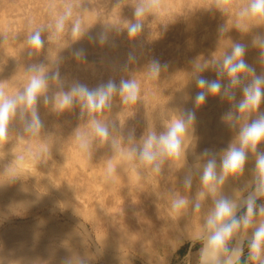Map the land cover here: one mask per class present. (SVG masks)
Returning a JSON list of instances; mask_svg holds the SVG:
<instances>
[{
	"label": "rangeland",
	"instance_id": "rangeland-1",
	"mask_svg": "<svg viewBox=\"0 0 264 264\" xmlns=\"http://www.w3.org/2000/svg\"><path fill=\"white\" fill-rule=\"evenodd\" d=\"M179 1L181 2L179 3ZM171 2L173 4H171ZM187 2L188 0H169L168 7L163 6V11L160 13L158 17L148 16L144 20L145 29L139 34L137 38L130 40L125 30V27H127V22L132 21V20L134 21V18H133L134 0H43V1L33 0V3H32V0H0V11H1L0 12L1 14L0 15V22H1L0 23V29H1L0 30V78H1L0 79V89H3L6 95L8 96L15 95L16 93L22 91L23 88L26 86L29 77L31 75H34V73L29 71L30 66H33V64L42 66L43 67L42 74L46 77H49V79L46 81L47 83L46 85L48 87L46 86L45 92L37 97L38 100L35 105V107L38 108V110L40 111L38 112H39L41 120H43L42 121L43 130L41 129V132L35 136L36 138L30 133H27L25 131L24 120L23 119L21 120L20 115H19L20 109H23L24 105H20L21 107L18 106L19 108L17 110V114L13 116L15 120L10 119L7 125V128H8L7 136L8 137L4 136V139H2L3 135H0V142L3 140L2 142L4 144L14 143L18 145V142H19L20 143L19 146L23 148L21 149V151L25 153L24 154L22 152V155L25 157H30L32 160H35L34 164H36L37 168L39 169L38 173H36L35 176L34 175L28 176V175H20V174L12 173L10 170L5 169L2 165H0L1 167L0 168L1 170L0 171V174H1L0 183L1 182L9 183V184L14 185V187H15V184L18 186L22 185L24 189H27L26 190L27 192L29 190L28 195L23 196V199H21L22 197L21 198L16 197L17 196L16 195V196H12L16 198L15 200L12 198L11 200L6 201L7 199L5 200L3 197L0 196V238H1L0 239V264H29V263L30 264L32 263L33 264H41V263L42 264H48V263L49 264H70V262L74 261L77 258H83L86 261V264H199L198 250L201 247V241L197 240L196 237L204 233L206 219L208 215L214 210L215 202L218 199H220L218 196L219 194L218 189L215 192L216 194L215 193L213 194L209 192L208 190L206 191V189L202 187V185H195L193 188L190 189V191L184 192L183 194V193H180L179 186H178V189H176L177 186L174 184V187L168 188V186L166 185V180H160V182L158 183L160 187L158 186V184L151 186L150 189H154V190H151L152 194L148 196L146 190L142 191L141 187H144V181L142 179H144V176L145 177L152 176V174L155 172L151 171L150 167H146L142 165L139 162L138 158L131 154L130 149L132 145L135 144L136 142H137L136 144H139L141 142L142 137L145 135V132L148 128H153L154 130L157 129L156 131L158 133L161 131H164L166 125L171 119H175L184 110L190 109V110L195 111L197 118H196L193 128L190 130L189 134L187 135L185 139L186 142L184 141L185 145H183V147L185 146L187 148L186 149L184 147L186 149V150L184 149L185 155L183 154L180 158H177V159L168 158V160L172 162L166 159V161H164L161 164L160 173H155V174L165 179L167 177V174H169V171H170L169 169L172 166H177L182 161L183 158H186L187 152H188L187 155L190 156L189 151L192 152L190 158L193 161L194 159H197L198 163L201 162L204 165L207 162L208 158L204 157L203 159V156L201 155V153L205 149H211L217 152L218 154H220V155H217V169L218 167L221 168L220 159L222 155V150L227 148L229 143L235 140L236 134H237V130L229 129L220 120V117L223 114L224 110L225 109L227 110L229 108L228 107L229 104L227 101L221 102L219 98H216V101H213L212 106H210L209 105L210 103L208 102L210 101L209 99H211L212 97H209L203 106H200V107L195 106L194 97L198 89L196 88L195 83L192 82L187 76L188 70H189L188 68L190 67L189 66L190 63L188 62H190L196 57L208 59V58H211L213 55L218 56L225 51H229L233 44L232 42H241V43H245L249 45V48L247 51L248 54L245 56L246 61L249 64H252L256 68L257 74H260L262 70L264 71L263 69L264 66H262L258 61L256 62L253 60L255 59L254 58L255 56L256 58H258L259 52H258V49L251 47V39H252V36L258 33H264V30L263 28L260 27L261 28L260 29L257 26H256L257 30L251 29L255 21L253 22L252 21H239V23H241L244 27H246L247 30L245 32H241L239 29L236 28V24L238 22L237 10L243 5L244 0H241L242 3H239L240 0H231L228 6L230 8L229 10L231 13L227 15V17L226 15L221 14L218 10L215 9V5L218 2V0H189L188 6H184L187 4ZM24 3L26 5L25 7H24ZM69 4L73 6V8L75 9L73 19L75 20L78 18L80 19L82 23L83 32L80 36H78V34L71 35L69 28H66L63 33L57 34L55 33L54 27L52 26V16L50 15V13L53 11H57V12L61 11L64 8V6L69 5ZM234 4H237L238 7L236 8ZM178 5H181V6L178 7ZM8 6L10 7L8 8ZM6 11L8 14H11V15H7ZM196 14L199 17L196 16ZM185 15L186 16L188 15V17H186ZM183 20L184 22H182ZM196 20L198 24H196L195 22ZM30 22L36 23L37 27L35 26L34 23H30ZM205 22L206 24H203ZM216 22H217V25H216ZM167 23H170V24H167ZM180 23L182 26H179ZM165 24L167 25L166 28L164 27ZM220 25H225L226 31L228 30L223 35H221V37L217 31L218 26ZM189 26H190V29H189ZM212 26L216 28L214 29L212 28ZM247 26L249 27L252 26V27L248 29ZM38 28L44 29L41 33L42 40L44 41L43 47L41 48H38V46H30L28 44L29 36ZM185 28L187 30H185ZM212 31L213 32L215 31V33H213ZM100 32L106 33L107 35L106 41L103 44H101L98 40L94 43L90 42L89 37L90 36L94 37ZM249 32H252V33H249ZM116 35H118L119 37ZM231 37L233 39H231ZM138 39L139 40L141 39V40L139 41ZM227 39L229 40V43H230L229 49L225 47ZM63 44L64 46L66 45L67 46L63 47ZM59 46H62L63 49H61V47ZM59 48L61 49L60 51H59ZM77 49H84L86 56H84L81 59H77L73 55V52ZM211 50H212V53H211ZM142 51H144L145 55L143 54ZM130 52L134 53L136 56V62L134 63H128L127 58ZM195 52H196V55H195ZM47 53L48 55H46ZM153 58L158 59L162 64L166 63L168 65V68L166 70L167 72L163 71L164 73L162 72L160 75L161 77H159V79L157 80L155 79L150 80L146 77L145 73H143L145 65L148 63L149 60ZM95 59H98L99 61ZM144 61L146 63H144ZM47 64H50V65H47ZM126 64H127V67H125ZM123 69L125 71L126 70L128 71L125 72ZM57 70L59 71V78L63 75L61 77L62 80H57L55 78L53 80V77ZM169 70H171V72H169ZM128 75L135 76L137 83L140 87V96H139L137 103L135 104L136 106L135 105L134 106L133 105H123L120 101L119 96H113L115 100H111V103L113 104H111L112 107L110 109H105L103 112H96V113H88V111L86 110L82 111L81 102L80 100H78V98H73L74 103L70 107H67L65 109H59L57 108L55 104V97L62 93L70 92L71 89L69 88L75 82H81V83L88 85L90 88H94L100 83L107 82L109 79H113L117 83H119V80L121 78H125V79L129 78ZM204 75L208 77L209 79L216 78L215 73L212 71L205 72ZM3 81L4 82L6 81V83H4ZM62 81L63 82L65 81L66 84L63 83ZM53 83L55 85L52 86ZM60 83L62 85L64 84L65 87L64 85L63 87H61ZM186 94L188 97H186ZM239 94H240L239 91H237V99L240 98ZM45 96L49 98V103H47V105L44 103V100H43ZM47 107H49L48 109H50V111L46 109ZM116 108H118L119 111ZM42 110L43 111L45 110V111L42 112ZM203 111H205V113ZM260 111H264V103L261 104ZM43 113L45 114L43 115ZM25 114H26L25 119L26 117L27 119H30L31 109H27ZM78 115H81V116H79L78 118ZM238 115L241 117V120H240L241 124L248 122L250 118L252 117L254 118L255 116V114H252V117H249L247 114L244 115L243 113H240ZM46 116L48 118H46ZM81 117L82 119H80ZM121 118L123 120H121ZM49 119L53 122V124ZM53 119L55 122L58 120L56 122L57 124L53 121ZM92 119H97L100 122L109 126L110 137L107 139L108 141L103 138L95 136V134L92 132L91 124H90ZM19 122L21 123L19 124ZM198 124L200 126H202L203 124V126L200 127L198 126ZM73 127L75 128L73 129ZM131 129H132V132H131ZM47 130H49L50 132L49 131L47 132ZM58 130H59V133H56L58 132ZM65 130L68 133H66ZM75 131L81 133L89 141V144L92 145L88 147L89 150L87 149L89 152L87 150L85 152H81V150L78 148L77 146L78 142H76ZM85 131H86V135L84 134ZM69 132L71 133L70 135H69ZM130 134H133L134 136V138L131 141L128 139ZM57 135L59 136V138ZM91 135L92 136L94 135L95 139L93 137L91 138ZM37 136L39 138H37ZM47 136L48 138L52 140H57L58 151H55L54 149H48V146H45L46 144H48V141L50 140L47 138ZM53 137H55L56 139L55 138L53 139ZM22 138L24 141H22ZM18 139L20 141H18ZM4 140L6 143L4 142ZM21 141L24 143H22ZM113 141H115V144H113ZM100 143L102 144L100 145ZM124 144L125 146L123 147ZM93 145L95 146V148ZM38 146L41 150L43 148L44 152H46L47 150L48 151L50 150L54 153L49 151L48 152L49 154L46 155L47 152L44 153L41 150L38 151L39 150ZM64 146H67V147H64ZM258 148L260 150H264V143H261L258 146ZM25 149H27L28 151L25 152L24 151ZM62 149H63V153L61 152ZM95 149L97 150L95 151ZM34 151L39 154H36ZM40 154L41 155L43 154L45 159ZM77 154L79 155V157ZM80 154L81 156L82 155L83 156L81 157ZM48 156H50L51 158ZM69 157H70V160H69ZM109 157L111 158V161L109 160ZM65 158H67V160ZM43 159L44 160L47 159L46 161H48L49 163L47 166H42V163H43L42 161H44ZM114 159L115 160L117 159L118 161H115ZM122 159L123 160L125 159V161H123ZM191 159H187L190 165L197 163L196 161L191 162ZM82 163L85 166H83ZM106 163H107V168H106ZM167 163L170 165H168ZM134 164H135V167L133 168ZM140 165L141 167H138ZM203 165L201 166L199 163L198 168L199 167L203 168ZM245 166H249L247 169H250V170L254 169V166H255V154L254 153L249 151V159L247 160ZM109 167L112 168V171L122 170L121 172L122 174L126 172L128 173V175H130L131 172L135 168H137L140 172L141 171L142 172L140 173V177H138V179H134L132 176L133 174L129 177L125 173L124 175L128 176L127 182L122 183V182H119L118 179L116 178H113L112 180V173H111V180H108L110 176H109V173H107V169ZM143 169L145 170V172ZM103 170H104V173H102ZM147 171H148V174H147ZM40 172L41 173L45 172V174L43 173L41 174ZM87 172L89 173L87 174ZM171 172L173 171L171 170L170 174H172ZM220 172H223V171H220ZM8 173H10V175ZM91 173L93 175H97V177L96 176H94V178L91 177L92 175ZM243 173H240L241 176H239L235 180L232 179V178H235L233 177L235 174H229L227 176H229V178L232 180L231 181L232 184L235 183L234 185H236L237 187L240 186L241 195H244V197H246L249 192L253 191L254 186L252 183L253 178L245 179L244 175H246V173L245 174ZM46 174L48 175L46 176ZM100 177H103L102 179L106 181L103 180L101 183L100 181L102 179ZM245 180H248V181H245ZM111 181L113 182V184H111L112 183ZM67 183L69 184L68 187H67ZM92 183H94V185ZM242 183L244 185H242ZM103 185L106 187V189L105 187H102ZM112 185L116 188L117 191ZM116 185H118V187ZM120 186H122L123 188L121 187L120 189ZM161 186H162V189L164 188L163 189L164 191L161 189ZM67 190H70V191H67ZM111 191H113L114 195ZM141 191L143 195L139 197L142 198L144 202L140 203L139 205L137 197L139 195L138 193H140ZM13 192L15 194H18L17 191H13ZM133 192H135V194ZM14 193L12 195H14ZM42 194L44 195V197L45 196L46 197L44 198ZM168 194H170V196H168ZM134 195H137V196H134ZM181 195H184V197ZM27 196L30 198H28ZM124 197H125V200H124ZM177 197L183 198V199L186 197L185 200L187 201L186 205L178 211L173 210L171 207L172 201L174 199H177ZM41 198H43V201ZM170 199L172 200L170 201ZM231 200L234 202L236 198L231 199ZM111 201L115 205V208H114V205L111 203ZM133 203L136 205H134ZM95 204L97 205L95 206ZM197 204H199L198 210L196 208ZM261 204H264V198H259L257 200V205L259 206ZM95 208L98 209V211L100 210L101 211L98 212L97 210H95ZM126 209L128 212H126ZM245 211H246L245 208L238 206L235 212V215L239 217L243 215ZM117 213H120V214L118 215ZM107 215L110 216V218ZM176 217L178 219H176ZM31 222L33 225L31 224ZM260 222H264V216L257 215L256 217H254L253 228L244 229L243 227H241L239 230H237L234 233L232 240L229 241V245L234 246L239 240L241 239L246 240L248 237L251 236V233L254 230V227L258 225ZM129 223L132 227H130ZM23 224L25 225V227ZM122 224L125 226H122ZM119 228L120 229L122 228V229L120 230ZM135 228H138L139 231L137 229L135 231L134 230ZM51 231H53L54 233ZM60 231H62L61 232L62 234L60 233ZM191 232L194 233V235L191 238H189L188 234H192ZM117 233H120V234H117ZM16 234H19V235H16ZM148 234L149 236H147ZM62 238H64L63 241L65 239L66 241L63 242L61 240ZM176 238H180V241L177 242ZM9 240H10V243H9ZM54 243L55 244L60 243L61 245L58 246V244L55 245ZM173 244L176 247L173 246ZM55 246H58V247L62 246L63 248L61 249L56 248L57 249V252H56ZM65 247H68V249ZM21 250H23L24 253L21 252ZM62 250H64L65 252ZM17 251H20V252H17ZM39 252L41 253L42 256L40 255ZM12 253L14 254L13 255L14 259L11 257ZM34 254H38V255H34ZM7 255L9 256V258ZM21 258L23 259V262L22 260H20ZM13 261H16V262H13ZM241 263L250 264L248 260V249H247L246 241H245V247H244V254L241 257L240 264Z\"/></svg>",
	"mask_w": 264,
	"mask_h": 264
},
{
	"label": "clouds",
	"instance_id": "clouds-1",
	"mask_svg": "<svg viewBox=\"0 0 264 264\" xmlns=\"http://www.w3.org/2000/svg\"><path fill=\"white\" fill-rule=\"evenodd\" d=\"M230 2L231 0H218L215 9L223 15H228L230 14L228 7ZM162 11V0H134V21L127 22L125 28L129 39H135L144 30L145 18L148 16L158 17ZM74 12L75 9L69 4L64 6L61 11L50 13L55 33H63L66 28H69L72 35L80 36L82 34V23L78 18L73 19ZM237 18L236 28L241 32H245L247 29L239 21L264 22V0H244L243 5L237 10ZM164 27L166 28L167 25L165 24ZM43 30V28H38L29 36L28 44L30 46L43 47L44 41L41 37ZM217 31L219 35H223L226 32V26H218ZM106 39L105 32L89 37L92 43L98 40L103 44ZM251 47L260 50L257 59L264 66V33L252 36ZM248 48V44L233 42L229 51L218 56L213 55L208 59L196 57L189 62L188 77L198 89L194 97L195 106H203L209 97L219 98L221 102L227 101L229 108L221 115L220 120L229 129L237 130L235 140L222 150L220 167L224 175L218 176L216 172L217 155L220 154L211 149H205L201 153L203 157L208 158L200 176L201 183L214 194L217 190L216 186L224 182L226 175L243 173L244 166L249 159V151L255 154L252 179L254 188L239 205L246 211L237 217L235 215L237 204L231 199L221 197L215 202L214 210L206 219L205 232L196 237L201 241V247L198 250L199 264H240L244 254L245 241L250 264H264V222L256 225L251 236L246 240L241 239L234 246L229 245V241L232 240L237 230L241 227L244 229L253 228L254 217L264 216V204L257 205V200L264 198V150L258 148L261 143H264V111H260V106L264 103V71L257 74L256 68L246 61L245 56ZM73 55L77 59H81L85 56V51L78 49L73 52ZM127 59L128 63L136 62V56L132 52L129 53ZM167 68L166 63L162 64L158 59L153 58L145 65L143 73L148 79L157 80ZM29 71L34 75L29 77L22 91L8 96L3 89H0V135L7 137V125L10 119L17 114L20 105H24V108L20 109L19 115L24 120L25 131L36 136L43 128L35 105L37 97L45 92L46 81L49 77L42 74V66L33 65ZM208 71L214 72L216 78L206 77L204 73ZM53 78L59 80L58 70ZM61 87H63L62 84ZM237 91L240 93L239 99H237ZM113 96H119L123 105H135L140 96V87L135 76L130 75L127 79L121 78L119 83L109 79L94 88L81 82H75L71 85L70 92L55 97V104L59 109H65L73 104V98H78L82 111L96 113L110 109ZM44 103H49L47 96L44 97ZM27 109H31L30 119H25ZM240 113L247 114L249 117H252V114L255 116L241 124V117L238 115ZM195 121V111L186 109L175 119H171L164 131L158 133L156 130L148 128L141 142L132 145L131 154L138 157L142 165L159 173L161 164L166 159H177L184 154V141ZM90 124L95 136L105 140L109 138L108 125L97 119H92ZM133 138V134L128 137L130 141ZM76 140L78 148L81 152H85L89 147V141L79 132L76 133ZM108 173L111 176V167L108 168ZM191 183V176H186L185 186L190 187ZM186 203L185 199L177 198L172 201L171 207L178 211ZM196 208L199 209V204L196 205ZM70 264H86V261L83 258H77Z\"/></svg>",
	"mask_w": 264,
	"mask_h": 264
},
{
	"label": "bare ground",
	"instance_id": "bare-ground-1",
	"mask_svg": "<svg viewBox=\"0 0 264 264\" xmlns=\"http://www.w3.org/2000/svg\"><path fill=\"white\" fill-rule=\"evenodd\" d=\"M43 1V0H42ZM5 2V1H4ZM7 2V1H6ZM19 2H21V1H19ZM46 2V1H45ZM132 2V1H131ZM181 1H179V3H180ZM183 2V1H182ZM188 2H189V0H188ZM187 2V4L186 5H184V6H188V3ZM216 2V1H215ZM32 3H33V0H32ZM37 3V2H36ZM42 3V2H41ZM129 3V2H128ZM175 3V2H174ZM178 3V2H177ZM184 3V2H183ZM197 3H198V1H197ZM199 3H200V1H199ZM204 3H205V1H204ZM234 3V2H233ZM239 3H242L241 2V0H240V2ZM5 4V3H4ZM29 4V3H28ZM44 4V3H43ZM110 4V3H109ZM113 4V3H112ZM121 4H122V2H121ZM120 4V5H121ZM162 4H163V6L164 7H168V5H169V0L167 1V0H162ZM171 4H173L172 2H171ZM13 5V4H12ZM22 5V4H21ZM20 5V6H21ZM31 5H33V4H31ZM103 5V4H102ZM117 5V4H116ZM200 5H201V3H200ZM235 6H236V8L238 7V5L237 4H234ZM19 6V7H20ZM26 5H25V3H24V7H25ZM113 6V5H112ZM175 6V5H174ZM179 6H181V5H178V7ZM229 6V5H228ZM10 6H8V8H9ZM15 7H16V5H15ZM30 7V6H29ZM190 7V6H189ZM191 7H193V6H191ZM208 7V6H207ZM233 7V6H232ZM14 8V7H13ZM173 8V7H172ZM182 8V7H181ZM6 9H7V7H6ZM5 9V10H6ZM40 9V8H39ZM125 9H126V7H125ZM184 9H186V8H184ZM196 9V8H195ZM202 9V8H201ZM200 9V10H201ZM230 9V8H229ZM19 10V9H18ZM20 10H21V8H20ZM23 10V9H22ZM29 10V9H28ZM168 10V9H167ZM232 10V9H231ZM12 11V10H11ZM30 11V10H29ZM35 11V10H34ZM179 11V10H178ZM1 12V11H0ZM26 12H27V10H26ZM26 12H25V14H26ZM201 12V11H200ZM6 13H7V11H6ZM22 13V12H21ZM103 13V12H102ZM198 13V12H197ZM231 13V12H230ZM180 14V13H179ZM1 15V14H0ZM3 15V14H2ZM7 15H11V14H8L7 13ZM104 15V14H103ZM117 15V14H116ZM115 15V16H116ZM120 15V14H119ZM118 15V16H119ZM171 15V14H170ZM201 15V14H200ZM229 15V14H228ZM186 16V15H185ZM196 16H198L197 14H196ZM202 16V15H201ZM222 16V15H221ZM6 17V16H5ZM22 17V16H21ZM25 17V16H24ZM122 17V16H121ZM178 17V16H177ZM186 17H188V15L186 16ZM199 17V16H198ZM226 17H227V15H226ZM26 18V17H25ZM113 18H115V17H113ZM134 18V17H133ZM152 18V17H151ZM170 18V17H169ZM181 18V17H180ZM218 18V17H217ZM24 19V18H23ZM146 19V18H145ZM166 19V18H165ZM212 19V18H211ZM216 19V18H215ZM214 19V20H215ZM112 20H114V19H112ZM116 20H118V19H116ZM157 20V19H156ZM188 20H190V19H188ZM9 21V20H8ZM25 21V20H24ZM28 21H29V19H28ZM133 21V20H132ZM211 21V20H210ZM3 22V21H2ZM35 22V21H34ZM34 22H30V23H34ZM115 22V21H114ZM180 22H181V20H180ZM182 22H184V20L182 21ZM187 22V21H186ZM196 22V24H198L197 23V20L195 21ZM201 22V21H200ZM209 22V21H208ZM236 22V21H235ZM253 22V21H252ZM251 22V23H252ZM1 23V22H0ZM4 23V22H3ZM27 23V22H26ZM107 23H108V21H107ZM162 23V22H161ZM173 23V22H172ZM193 23V22H192ZM210 23V22H209ZM21 24V23H20ZM19 24V25H20ZM25 24V23H24ZM28 24V23H27ZM35 24V26H36V23H34ZM116 24V23H115ZM167 24H170V23H167ZM175 24V23H174ZM186 24V23H185ZM203 24H206V22L205 23H203ZM254 25H253V27L252 26H250V27H252L251 29H256V26L257 27H261V28H263V30H264V22H255V23H253ZM261 24H263V25H261ZM105 25V24H104ZM123 25V24H122ZM201 25H202V23H201ZM213 25V24H212ZM216 25H217V22H216ZM6 26V25H5ZM5 26H3V27H5ZM26 26V25H25ZM126 26V25H125ZM179 26H182L181 25V23H180V25ZM205 26V25H204ZM37 27V26H36ZM198 27V26H197ZM196 27V28H197ZM228 27V26H227ZM248 27V29H250V27L249 26H247ZM29 28V27H28ZM126 28V27H125ZM212 28H214L213 26H212ZM216 28V27H215ZM214 28V29H215ZM246 28V27H245ZM260 28V29H261ZM145 29V28H144ZM189 29H190V26H189ZM204 29V28H203ZM1 30V29H0ZM21 30V29H20ZM180 30V29H179ZM178 30V31H179ZM185 30H187L186 28H185ZM197 30V29H196ZM212 30V29H211ZM257 30V29H256ZM228 31V30H227ZM226 31V32H227ZM250 31V30H249ZM191 32V31H190ZM213 32V31H212ZM235 32V31H234ZM237 32H238V30H237ZM240 32V31H239ZM253 32H254V30H253ZM179 33V32H178ZM186 33V32H185ZM192 33V32H191ZM213 33H215V31L213 32ZM249 33H252V32H249ZM256 33V32H255ZM16 34V33H15ZM21 34V33H20ZM183 34H184V32H183ZM203 34V33H202ZM217 34V33H216ZM236 34V33H235ZM72 35V34H71ZM120 35V34H119ZM169 35H171V34H169ZM189 35V34H188ZM218 35V34H217ZM232 35V34H231ZM237 35H238V33H237ZM251 35V34H250ZM253 35V34H252ZM15 36V35H14ZM49 36V35H48ZM116 36H118V35H116ZM139 36V35H138ZM137 36V37H138ZM165 36V35H164ZM167 36V35H166ZM198 36H200V35H198ZM119 37V36H118ZM136 37V38H137ZM170 37V36H169ZM192 37V36H191ZM215 37V36H214ZM220 37H221V35H220ZM239 37V36H238ZM224 38V37H223ZM228 38V37H227ZM240 38V37H239ZM182 39H184V38H182ZM187 39H189V38H187ZM200 39V38H199ZM213 39V38H212ZM231 39H233L232 37H231ZM230 39V40H231ZM11 40V39H10ZM139 40V39H138ZM141 40V39H140ZM139 40V41H140ZM201 40V39H200ZM221 40V39H220ZM86 41V40H85ZM138 41V42H139ZM162 41H164V40H162ZM160 42V41H159ZM64 43V42H63ZM141 43V42H140ZM147 43H148V41H147ZM189 43V42H188ZM192 43V42H191ZM233 43V42H232ZM62 44V43H61ZM136 44V43H135ZM7 45V44H6ZM70 45V44H69ZM155 45V44H154ZM158 45V44H157ZM157 45H156V47H157ZM192 45V44H191ZM204 45V44H203ZM67 46V45H66ZM66 46H64V44H63V47H66ZM190 46V45H189ZM229 46H230V43H229V40L227 39V42H226V48L227 49H229ZM10 47V46H9ZM12 47V46H11ZM59 47H61V49H63V47L62 46H59ZM124 47V46H123ZM176 47V46H175ZM174 47V48H175ZM203 47V46H202ZM101 48V47H100ZM114 48V47H113ZM147 48V47H146ZM60 48H59V51L61 50ZM112 49V48H111ZM119 49V48H118ZM122 49V48H121ZM130 49V48H129ZM144 49V48H143ZM191 49V48H190ZM194 49V48H193ZM201 49V48H200ZM252 49V48H251ZM250 49V50H251ZM5 50V49H4ZM78 50V49H77ZM85 50H86V48H85ZM103 50H104V48H103ZM202 50V49H201ZM206 50V49H205ZM217 50H219V49H217ZM249 50V51H250ZM68 51H69V49H68ZM106 51V50H105ZM113 51V50H112ZM118 51H120V50H118ZM156 51V50H155ZM185 51V50H184ZM214 51V50H213ZM223 51V50H222ZM254 51V50H253ZM67 52V51H66ZM143 52V54H144V51H142ZM142 52H141V54H142ZM217 52V51H216ZM215 52V53H216ZM220 52V51H219ZM255 52V51H254ZM258 52H259V50H258ZM149 53H150V51H149ZM173 53V52H172ZM187 53V52H186ZM211 53H212V50H211ZM59 54V53H58ZM115 54V53H114ZM139 54V53H138ZM248 54V53H247ZM246 54V55H247ZM250 54V53H249ZM252 54V53H251ZM46 55H48V53L46 54ZM50 55V54H49ZM93 55V54H92ZM145 55V54H144ZM143 55V56H144ZM149 55H151V54H149ZM148 55V56H149ZM181 55V54H180ZM188 55V54H187ZM195 55H196V52H195ZM204 55H205V53H204ZM212 55V54H211ZM17 56V55H16ZM53 56H55V55H53ZM86 56V55H85ZM112 56H113V54H112ZM111 56V57H112ZM142 56V55H141ZM176 56V55H175ZM178 56V55H177ZM252 56V55H251ZM46 57V56H45ZM91 57V56H90ZM159 57V56H158ZM190 57V56H189ZM24 58V57H23ZM48 58V57H47ZM56 58H58V57H56ZM113 58V57H112ZM111 58V59H112ZM177 58V57H176ZM191 58V57H190ZM255 59H253L254 61H258V59L256 58V56L254 57ZM21 59V58H20ZM49 59H50V57H49ZM61 59V58H60ZM85 59V58H84ZM89 59V58H88ZM92 59V58H91ZM99 59V58H98ZM98 59H95V60H98ZM141 59H142V57H141ZM187 59V58H186ZM12 60V59H11ZM164 60V59H163ZM170 60V59H169ZM43 61V60H42ZM46 61V60H45ZM82 61V60H81ZM99 61V60H98ZM51 62H52V60H51ZM88 62V61H87ZM94 62H96V61H94ZM112 62V61H111ZM142 62H143V60H142ZM169 62V61H168ZM183 62H185V61H183ZM188 62V61H187ZM54 63V62H53ZM144 63H146L145 61H144ZM189 63V62H188ZM14 64V63H13ZM89 64V63H88ZM34 65V64H33ZM47 65H50V64H47ZM46 65V66H47ZM117 65V64H116ZM145 65V64H144ZM52 66V65H51ZM114 66V65H113ZM190 66V65H189ZM188 66V67H189ZM14 67V66H13ZM31 67V66H30ZM49 67V66H48ZM78 67V66H77ZM171 67H173V66H171ZM187 67V68H188ZM47 68V67H46ZM22 69V68H21ZM120 69V68H119ZM130 69H132V68H130ZM189 70H190V67L188 68ZM259 69V68H258ZM264 69V68H263ZM2 70V69H1ZM11 70V69H10ZM55 70V69H54ZM122 70V69H121ZM124 70V69H123ZM175 70V69H174ZM185 70V69H184ZM183 70V71H184ZM189 70H188V72H189ZM125 71V70H124ZM126 71H128V70H126ZM125 71V72H126ZM177 71V70H176ZM259 71V70H258ZM263 71V70H262ZM12 72V71H11ZM47 72V71H46ZM167 72V71H166ZM169 72H171V70H169ZM168 72V73H169ZM5 73H7V72H5ZM61 73V72H60ZM129 73V72H128ZM164 73V72H163ZM175 73V72H174ZM173 73V74H174ZM63 74V73H62ZM126 74V73H125ZM183 74H185V73H183ZM61 75V74H60ZM127 75V74H126ZM3 76V75H2ZM18 76V75H17ZM20 76V75H19ZM53 76V75H52ZM63 76V75H62ZM61 76V77H62ZM129 76V75H128ZM163 76V75H162ZM188 76V75H187ZM13 77V76H12ZM60 77V78H61ZM161 77V76H160ZM59 78V80H62V78L60 79ZM1 79V78H0ZM26 79V78H25ZM127 79V78H126ZM164 79V78H163ZM8 80V79H7ZM52 80V79H51ZM53 80H54V78H53ZM146 80V79H145ZM176 80V79H175ZM11 81V80H10ZM57 81V80H56ZM55 81V82H56ZM70 81V80H69ZM4 82V81H3ZM54 82V83H55ZM58 82V81H57ZM61 82V81H60ZM63 82V81H62ZM4 83H6V81L4 82ZM25 83V82H24ZM52 84V86L53 85H55V84ZM63 83H65V81L63 82ZM174 83H176V82H174ZM47 84V83H46ZM61 84V83H60ZM66 84V83H65ZM68 84V83H67ZM72 84V83H71ZM51 85V84H50ZM59 85V84H58ZM64 85V84H63ZM154 85H155V83H154ZM159 85H160V83H159ZM11 86V85H10ZM13 86V85H12ZM70 86V85H69ZM48 87V86H47ZM64 87H65V85H64ZM160 87V86H159ZM61 88V87H60ZM67 88V87H66ZM177 88V87H176ZM7 89V88H6ZM63 89H65V88H63ZM69 89H71V86H70V88ZM154 89H155V87H154ZM58 90V89H57ZM63 91V90H62ZM69 91V90H68ZM182 91V90H181ZM177 92V91H176ZM47 93V92H46ZM56 93H57V91H56ZM181 93V92H180ZM41 95V94H40ZM194 95V94H193ZM240 95V94H239ZM182 97V96H181ZM186 97H188L187 96V94H186ZM43 99V98H42ZM187 99V98H186ZM38 100V99H37ZM44 100V99H43ZM79 100V99H78ZM112 100H115L114 98L112 99ZM210 101L208 102V103H210L209 105L210 106H212V104H213V101H216V98H211V99H209ZM42 101V100H41ZM40 101V102H41ZM169 101V100H168ZM79 102V101H78ZM115 102V101H114ZM74 103V102H73ZM116 103V102H115ZM44 104V103H43ZM111 104H113V103H111ZM216 104V103H215ZM224 104V103H223ZM227 104V103H226ZM47 105V104H46ZM139 105V104H138ZM44 106V105H43ZM48 106H50V105H48ZM134 106V105H133ZM136 106V105H135ZM228 106V105H227ZM19 107H21V106H19ZM18 107V108H19ZM78 107V106H77ZM112 107V106H111ZM116 107V106H115ZM114 107V108H115ZM122 107V106H121ZM229 107V106H228ZM49 107H47L46 109H48ZM56 108V107H55ZM58 108V107H57ZM80 108V107H79ZM113 108V109H114ZM119 108V107H118ZM118 108H116L117 110H118ZM124 108H126V107H124ZM45 109V110H46ZM82 109V108H81ZM115 109V110H116ZM132 109V108H131ZM174 109V108H173ZM37 110H38V108H37ZM44 110V111H45ZM49 111H50V109H48ZM74 110V109H73ZM128 110V109H127ZM226 110V109H225ZM225 110H224V112H225ZM39 111V110H38ZM43 110H42V112H44ZM47 111V110H46ZM59 111V110H58ZM79 111V110H78ZM87 111V110H86ZM119 111V110H118ZM129 111V110H128ZM181 111V110H180ZM206 111V110H205ZM205 111H203L204 113H205ZM215 111V110H214ZM40 112V111H39ZM41 112V113H42ZM53 112V111H52ZM120 112H121V110H120ZM223 112V113H224ZM46 113V112H45ZM45 113H43V115L45 114ZM69 113V112H68ZM74 113V112H73ZM89 113V112H88ZM126 113V112H125ZM125 113H124V115H125ZM214 113V112H213ZM122 114H123V112H122ZM127 114V113H126ZM131 114H132V112H131ZM136 114V113H135ZM134 114V115H135ZM199 114V113H198ZM201 114V113H200ZM26 115V114H25ZM63 115V114H62ZM73 115V114H72ZM76 115V114H75ZM90 115V114H89ZM97 115V114H96ZM121 115V114H120ZM119 115V116H120ZM141 115V114H140ZM211 115H213V114H211ZM210 115V116H211ZM245 115V114H244ZM47 116H48V114H47ZM46 116V118H48ZM55 116V115H54ZM79 116H81V115H78V118H79ZM83 116V115H82ZM199 116V115H198ZM43 117V116H42ZM51 117V116H50ZM56 117V116H55ZM68 117V116H67ZM74 117V116H73ZM121 117V116H120ZM133 117V116H132ZM172 117V116H171ZM200 117V116H199ZM44 118V117H43ZM42 118V119H43ZM70 118V117H69ZM85 118V117H84ZM100 118V117H99ZM134 118V117H133ZM197 118V117H196ZM209 118V117H208ZM15 120L13 117L11 118V120ZM26 119H27V117H26ZM80 119H82V117L80 118ZM91 119V118H90ZM89 119V120H90ZM207 119V118H206ZM22 120V119H21ZM50 120V119H49ZM121 120H123L122 118H121ZM18 121V120H17ZM43 121V120H42ZM51 121V120H50ZM53 121H54V119H53ZM58 121V120H57ZM56 121V122H57ZM78 121V120H77ZM119 121V120H118ZM206 121V120H205ZM52 122V121H51ZM55 122V121H54ZM55 122V123H56ZM74 122V121H73ZM120 122V121H119ZM154 122V121H153ZM207 122H208V120H207ZM206 122V123H207ZM210 122V121H209ZM12 123V122H11ZM18 123V122H17ZM21 122H19V124H20ZM49 123V122H48ZM52 124H53V122H52ZM51 124V125H52ZM57 124V123H56ZM132 124V123H131ZM154 124V123H153ZM50 125V124H49ZM78 125V124H77ZM135 125V124H134ZM137 125V124H136ZM155 125V124H154ZM158 125V124H157ZM156 125V126H157ZM166 125V124H165ZM18 126V125H17ZM22 126H23V124H22ZM54 126V125H53ZM60 126V125H59ZM73 126V125H72ZM83 126V125H82ZM120 126H121V124H120ZM152 126V125H151ZM198 126H200L199 124H198ZM202 126H203V124H202ZM202 126H200V127H202ZM15 127V126H14ZM62 127V126H61ZM85 127V126H84ZM154 127V126H153ZM158 127V126H157ZM196 127H197V125H196ZM13 128V127H12ZM23 128V127H22ZM51 128V127H50ZM53 128V127H52ZM64 128V127H63ZM70 128H72V127H70ZM75 127H73V129H74ZM83 128V127H82ZM87 128V127H86ZM85 128V129H86ZM89 128V127H88ZM136 128V127H135ZM155 128V127H154ZM161 128H163V127H161ZM59 129H60V127H59ZM81 129V128H80ZM153 129V128H152ZM43 130V129H42ZM51 130V129H50ZM67 130V129H66ZM65 130V131H66ZM77 130V129H76ZM116 130V129H115ZM157 130V129H156ZM12 131V130H11ZM16 131V130H15ZM21 131H22V129H21ZM49 130H47V132H48ZM61 131V130H60ZM68 131V130H67ZM66 131V133H68ZM73 131V130H72ZM117 131V130H116ZM137 131V130H136ZM206 131H208V130H206ZM225 131V130H224ZM41 132V131H40ZM43 132V131H42ZM50 132V131H49ZM52 132V131H51ZM131 132H132V129H131ZM226 132V131H225ZM232 132V131H231ZM56 133H59V130H58V132H56ZM75 133H77L76 131H75ZM90 133H92V132H90ZM20 134V133H19ZM46 134V133H45ZM51 134V133H50ZM71 133L69 132V135H70ZM81 134V133H80ZM85 135H86V131H85V133H84ZM88 134V133H87ZM118 134H120V133H118ZM117 134V135H118ZM230 134H232V133H230ZM229 134V135H230ZM82 135V134H81ZM237 135V134H236ZM19 136V135H18ZM21 136V135H20ZM41 136V135H40ZM58 136V135H57ZM72 136V135H71ZM113 136V135H112ZM204 136V135H203ZM8 137V136H7ZM30 137V136H29ZM28 137V138H29ZM35 137V136H34ZM43 137V136H42ZM41 137V138H42ZM50 137V136H49ZM94 138V135L92 136L91 135V138ZM110 137V136H109ZM18 138V137H17ZM27 138V139H28ZM36 138V137H35ZM37 138H39L38 136H37ZM47 138H48V136H47ZM55 137H53V139H54ZM58 138H59V136H58ZM71 138V137H70ZM118 138V137H117ZM120 138V137H119ZM2 139H4V136H3V138ZM48 139H50V138H48ZM56 139V138H55ZM95 139V138H94ZM186 139V138H185ZM16 140V139H15ZM30 140H31V138H30ZM42 140V139H41ZM118 140V139H117ZM223 140H224V138H223ZM3 141V140H2ZM0 142V146L2 147H0V165H2L5 169H8V170H10L12 173H16V174H20V175H28V176H35V174L36 173H38V171H39V169L37 168V166H36V164H34V161L35 160H32L30 157H25V156H23L22 155V152L23 151H21V149H23L21 146H19L20 145V143L18 142V145H16V144H4L3 142ZM8 141V140H7ZM10 141V140H9ZM17 141V140H16ZM18 141H20L19 139H18ZM22 141H24L23 140V138H22ZM21 141V142H22ZM39 141V140H38ZM108 141V140H107ZM138 141V140H137ZM4 142H5V140H4ZM15 142V141H14ZM66 142V141H65ZM76 142H77V140H76ZM91 142V141H90ZM118 142V141H117ZM120 142V141H119ZM185 142H186V140H185ZM6 143V142H5ZM10 143H12V142H10ZM22 143H24V142H22ZM41 143V142H40ZM57 140H52V139H50L49 141H48V144H46L45 146H48V149H54L55 151H58V145H57ZM92 143V142H91ZM135 143V142H134ZM137 143V142H136ZM135 143V144H136ZM217 143V142H216ZM38 144V143H37ZM102 143H100V145H101ZM112 144V143H111ZM33 145V144H32ZM39 145V144H38ZM64 145V144H63ZM68 145H70V144H68ZM67 145V146H68ZM75 145V144H74ZM74 145H73V147H74ZM96 145V144H95ZM99 145V146H100ZM107 145V144H106ZM119 145V144H118ZM184 145H185V143H184ZM30 146V145H29ZM61 146H62V144H61ZM67 146H64V147H67ZM77 146H78V144H77ZM77 146H75V147H77ZM89 146H92V145H90L89 144ZM94 146V145H93ZM125 146V144L123 145V147ZM187 146V145H186ZM227 146V145H226ZM32 147V146H31ZM42 147V146H41ZM44 147V146H43ZM105 147V146H104ZM109 147V146H108ZM185 147V146H184ZM212 147V146H211ZM37 148V147H36ZM38 148H39V146H38ZM47 148V147H46ZM61 148H63V147H61ZM60 148V149H61ZM72 148V147H71ZM94 148H95V146H94ZM121 148V147H120ZM186 148V147H185ZM184 148V149H185ZM34 149H35V147H34ZM66 149V148H65ZM65 149H64V151H65ZM69 149V148H68ZM73 149V148H72ZM91 149V148H90ZM97 149H99V148H97ZM97 149H95V151L97 150ZM112 149H113V147H112ZM123 149V148H122ZM187 149V148H186ZM185 149V150H186ZM189 149H190V147H189ZM195 149V148H194ZM41 149L39 148V150L38 151H40ZM44 149L42 148V150L41 151H43ZM53 150V151H54ZM77 150V149H76ZM89 150V149H88ZM87 150V151H88ZM117 150V149H116ZM25 152L26 151H28L27 149H25L24 150ZM36 151H37V149H36ZM50 151V150H49ZM48 150L46 151V152H44V153H46V155H48L49 152ZM78 151V150H77ZM113 151H114V149H113ZM30 152V151H29ZM35 152V151H34ZM50 152H52V151H50ZM62 153H63V149H62V151H61ZM67 152H69V151H67ZM72 152H74V151H72ZM71 152V153H72ZM80 152V151H79ZM89 152V151H88ZM87 152V153H88ZM100 152V151H99ZM24 153V152H23ZM36 154H39V153H37V152H35ZM43 153V154H44ZM52 153H54V152H52ZM58 153V152H57ZM60 153V152H59ZM76 153V152H75ZM78 153V152H77ZM96 153H98V152H96ZM25 154V153H24ZM29 154V153H28ZM43 154L41 155V156H43ZM66 154V153H65ZM90 154V153H89ZM106 154V153H105ZM109 154V153H108ZM119 154H120V152H119ZM188 154V152L186 153V158H183L182 159V161L177 165V166H172L170 169L169 168H167V169H169L170 171L172 170L173 172H171L172 174H170V171H169V174H167V177L166 176H164V177H166L165 179H163L162 177H160L159 175H157V174H155V173H153L152 174V176H150V177H148V176H144V179H142L143 181H144V187H141L142 188V191H144V190H146V192H147V195L149 196L150 194H152V192H151V190H154V189H150V187L151 186H153V185H157L159 182H160V180H166V185L168 186V188L169 187H174V184L177 186V188L176 189H178V186H179V191H180V193H183L184 194V192H188V191H190V189L191 188H193L195 185H202V187H204L205 189H206V191L208 190L202 183H201V180H200V176H201V174H202V172H203V168H198V166H199V163H200V165L202 166L203 164L201 163V162H197V159H194V161L190 158L191 157V154H192V152L191 151H189V155L190 156H188L187 155ZM31 155V154H30ZM52 155V154H51ZM74 155V154H73ZM78 155V154H77ZM92 155H93V153H92ZM99 155H100V153H99ZM123 155V154H122ZM185 155V154H184ZM40 156V157H41ZM54 156V155H53ZM80 156H81V154H80ZM83 156V155H82ZM81 156V157H82ZM84 156H86V155H84ZM117 156V155H116ZM121 156V155H120ZM32 157V156H31ZM35 157V156H34ZM33 157V158H34ZM46 157V156H45ZM48 157H50V156H48ZM63 157V156H62ZM67 157V156H66ZM73 157V156H72ZM78 157H79V155H78ZM77 157V158H78ZM111 157V156H110ZM109 157V160L111 161V158ZM193 157V156H192ZM43 158H44V156H43ZM47 158V157H46ZM51 158V157H50ZM64 158V157H63ZM84 158V157H83ZM116 158V157H115ZM123 158V157H122ZM138 158V157H137ZM45 159V158H44ZM43 159V160H44ZM61 159V158H60ZM66 160H67V158H65ZM76 159V158H75ZM107 159V158H106ZM127 159V158H126ZM172 159V158H171ZM187 159H191V162H197V163H194V164H192V165H190L189 164V162L187 161ZM203 159H204V157H203ZM39 160V159H38ZM41 160V159H40ZM47 160V159H46ZM46 160H44V161H42L43 163H42V166H47L49 163H48V161H46ZM57 160V159H56ZM55 160V161H56ZM59 160V159H58ZM69 160H70V157H69ZM115 160V159H114ZM123 160V159H122ZM121 160V161H122ZM168 160V159H167ZM72 161V160H71ZM75 161V160H74ZM98 161H100V160H98ZM115 161H118L117 159L115 160ZM120 161V160H119ZM123 161H125V159L123 160ZM129 161V160H128ZM166 161V160H165ZM168 161H170V160H168ZM190 161V160H189ZM50 162V161H49ZM69 162V161H68ZM73 162V161H72ZM71 162V163H72ZM77 162V161H76ZM106 162V161H105ZM109 162V161H108ZM112 162H114V161H112ZM170 162H172V161H170ZM35 163H37V162H35ZM40 163V162H39ZM59 163H61V162H59ZM101 163V162H100ZM103 163V162H102ZM111 163V162H110ZM123 163V162H122ZM136 163H138V162H136ZM135 163V164H136ZM52 164V163H51ZM65 164V163H64ZM63 164V165H64ZM69 164V163H68ZM83 164V163H82ZM125 164V163H124ZM123 164V165H124ZM135 164H134V166H133V168L135 167ZM168 164V163H167ZM39 165V164H38ZM62 165V164H61ZM101 165V164H100ZM168 165H170V164H168ZM41 166V165H40ZM41 166V167H42ZM83 166H85L84 164H83ZM163 166H164V164H163ZM204 166V165H203ZM65 167V166H64ZM70 167H71V165H70ZM77 167V166H76ZM80 167V166H79ZM82 167V166H81ZM102 167V166H101ZM121 167V166H120ZM125 167V166H124ZM138 167H141V165L140 166H138ZM143 167V166H142ZM249 166H244V171L243 172H245L246 173V175H244L245 176V179L246 178H253V169L252 170H250V169H247ZM1 168V167H0ZM3 168V169H4ZM44 168V167H43ZM95 168V167H94ZM105 168V167H104ZM106 168H107V163H106ZM132 168V167H131ZM164 168H166V167H164ZM51 169H52V167H51ZM66 169V168H65ZM69 169V168H68ZM96 169H98V168H96ZM140 169V168H139ZM75 170V169H74ZM100 170V169H99ZM102 170V169H101ZM126 170V169H125ZM124 170V171H125ZM144 170V169H143ZM166 170V169H165ZM1 171V170H0ZM9 171V172H10ZM152 171V170H151ZM220 171H222L221 170V168H219L218 167V169L216 170V172H217V175L219 176V175H224V173L223 172H220ZM102 172V171H101ZM122 172V170L121 171H112V180H113V178H116V179H118V181L119 182H127V178H128V176L130 177L132 174V176H133V178L134 179H138V177H140V173L142 172H140L137 168H135L132 172H131V174L130 175H128V173H126L128 176H125L124 174L125 173H121ZM129 172H130V170H129ZM144 172H145V170H144ZM167 172V171H166ZM4 173V172H3ZM6 173V172H5ZM41 173V172H40ZM43 174H45V172H42ZM41 173V174H42ZM51 173V172H50ZM89 172H87V174H88ZM95 173V172H94ZM102 173H104V170H103V172ZM107 173H108V169H107ZM106 173V174H107ZM160 173V172H159ZM245 173H243V174H245ZM9 175H10V173H8ZM92 174V173H91ZM90 174V175H91ZM97 174V173H96ZM147 174H148V171H147ZM1 175V174H0ZM6 175V174H5ZM48 174H46V176H47ZM103 175H105V174H103ZM108 175V174H107ZM145 175V174H144ZM150 175V174H149ZM161 175V174H160ZM3 176V175H2ZM45 176V175H44ZM57 176V175H56ZM88 176V175H87ZM94 176H96L97 177V175H91V177H93L94 178ZM163 176V175H162ZM186 176H191V180H192V183H191V186L190 187H186L185 186V184H184V180H185V177ZM231 176H233V175H231ZM239 176H241V174L240 173H238V174H235L233 177H235V178H232V179H237ZM37 177V176H36ZM109 177V176H108ZM143 177V176H142ZM19 178V177H18ZM44 178H46V177H44ZM47 178H49V177H47ZM78 178V177H77ZM81 178V177H80ZM84 178V177H83ZM101 179L103 178V177H100ZM1 179H3V178H1ZM41 179V178H40ZM65 179V178H64ZM69 179V178H68ZM97 179V178H96ZM30 180V179H29ZM43 180V179H42ZM66 180V179H65ZM81 180V179H80ZM104 179H102L100 182L102 183V181H103ZM108 180H111V176L109 177V179ZM94 181V180H93ZM104 181H106V180H104ZM139 181H141V180H139ZM231 179L229 178V176H225V179H224V182L222 183V184H218L217 186H216V188L218 189V196H219V198H221V197H226V198H229V199H235L236 198V200L234 201V203H236L237 204V207L240 205V203H241V201L244 199V198H246V197H244V195H241V193H240V186H236V185H234V184H232L231 183ZM245 181H248V180H245ZM7 182V181H6ZM52 182V181H51ZM58 182V181H57ZM71 182V181H70ZM109 182V181H108ZM112 182V181H111ZM115 182V181H114ZM134 182V181H133ZM132 182V183H133ZM242 182V181H241ZM240 182V183H241ZM79 183V182H78ZM99 183V182H98ZM100 183V184H101ZM110 183V182H109ZM165 183V182H164ZM237 183V182H236ZM239 183V184H240ZM7 184H9V183H3V182H1L0 183V196L1 197H3L6 201H8V200H11L12 198L15 200L16 198H14V197H12V196H16V197H22L21 199H23V196H26V195H28V193H29V190H28V192L26 191L27 189H24L23 187H22V185H16L15 184V187H14V185H12V184H9V185H7ZM73 184V183H72ZM93 185H94V183H92ZM111 184H113V182L111 183ZM135 184H136V182H135ZM246 184V183H245ZM27 185V184H26ZM58 185V184H57ZM65 185V184H64ZM68 183H67V187H68ZM99 185V184H98ZM97 185V186H98ZM125 185V184H124ZM242 185H244L243 183H242ZM21 186V187H20ZM24 186V185H23ZM45 186H46V184H45ZM53 186V185H52ZM75 186V185H74ZM107 186V185H106ZM109 186V185H108ZM113 186V185H112ZM117 187H118V185H116ZM131 186H133V185H131ZM158 186H159V184H158ZM175 186V187H176ZM92 187V186H91ZM94 187V186H93ZM96 187V186H95ZM102 187H105L104 185L102 186ZM114 187V186H113ZM121 187L122 186H120V189H121ZM138 187V186H137ZM160 187V186H159ZM197 187V186H196ZM55 188V187H54ZM98 188V187H97ZM110 188V187H109ZM115 188V187H114ZM123 188V187H122ZM125 188H127V187H125ZM132 188V187H131ZM136 188V187H135ZM167 188V187H166ZM201 188V187H200ZM105 189H106V187H105ZM108 189V188H107ZM130 189V188H129ZM140 189V188H139ZM161 189H162V186H161ZM164 189V188H163ZM162 189V190H163ZM171 189V188H170ZM195 189V188H194ZM112 190V189H111ZM115 190H116V188H115ZM123 190V189H122ZM169 190V189H168ZM204 190V189H203ZM13 191H17V193L18 194H15ZM67 191H70V190H67ZM71 191H72V189H71ZM109 191H110V189H109ZM114 191V190H113ZM113 191H111L112 193H113ZM117 191V190H116ZM130 191V190H129ZM142 191L140 192V193H138L139 195H138V203H139V205H140V203H142V202H144V200L142 199V198H140L139 196H141V195H143L142 194ZM164 191V190H163ZM165 191H166V189H165ZM174 191V190H173ZM177 191V190H176ZM14 193V195H12L13 193ZM61 192V191H60ZM175 192V191H174ZM196 192V191H195ZM205 192V191H204ZM35 193V192H34ZM123 193V192H122ZM134 194H135V192H133ZM145 193V192H144ZM171 193H172V191H171ZM179 193V194H180ZM37 194V193H36ZM39 194V193H38ZM163 194V193H162ZM167 194V193H166ZM196 194V193H195ZM216 194V193H215ZM19 195V196H18ZM41 195V194H40ZM113 195H114V193H113ZM117 195V194H116ZM130 195H131V193H130ZM129 195V196H130ZM176 195V194H175ZM188 195V194H187ZM203 195H204V193H203ZM209 195V194H208ZM39 196V195H38ZM42 196L44 197V195L42 194ZM100 196V195H99ZM128 196V197H129ZM134 196H137V195H134ZM152 196V195H151ZM164 196H165V194H164ZM168 196H170V194H168ZM180 196V195H179ZM181 196H183L184 197V195H181ZM185 196H186V194H185ZM190 196V195H189ZM205 196H207V195H205ZM211 196V195H210ZM218 196H217V198H218ZM28 197V196H27ZM26 197V198H27ZM46 197V196H45ZM44 197V198H45ZM48 197V196H47ZM119 197H121V196H119ZM133 197V196H132ZM131 197V198H132ZM143 197V196H142ZM158 197V196H157ZM212 197V196H211ZM216 197V196H215ZM28 198H30V197H28ZM40 198V197H39ZM134 198V197H133ZM136 198V197H135ZM160 198H161V196H160ZM167 198H169V197H167ZM166 198V199H167ZM171 198V197H170ZM178 198V197H177ZM186 198V197H185ZM184 198V199H185ZM18 199V198H17ZM42 199V201H43V198H41ZM47 199V198H46ZM114 199H115V197H114ZM120 199V198H119ZM40 200V199H39ZM48 200V199H47ZM55 200V199H54ZM123 200V199H122ZM121 200V201H122ZM124 200H125V197H124ZM146 200V199H145ZM147 200H149V199H147ZM153 200V199H152ZM152 200H151V202H152ZM159 200V199H158ZM172 199H170V201H171ZM188 200V199H187ZM5 201V202H6ZM13 201V200H12ZM20 201V200H19ZM23 201V200H22ZM26 201V200H25ZM100 201V200H99ZM98 201V202H99ZM117 201H119V200H117ZM134 201H136V200H134ZM32 202V201H31ZM35 202V201H34ZM68 202V201H67ZM127 202V201H126ZM132 202H133V200H132ZM149 202V201H148ZM155 202V201H154ZM193 202V201H192ZM13 203V202H12ZM20 203V202H19ZM18 203V204H19ZM27 203H29V202H27ZM111 203L113 204V202L111 201ZM110 203V204H111ZM22 204V203H21ZM35 204V203H34ZM68 204V203H67ZM98 204V203H97ZM97 204H95V206L97 205ZM131 204V203H130ZM134 204V203H133ZM152 204V203H151ZM66 205V204H65ZM64 205V206H65ZM114 205V204H113ZM113 205H111V206H113ZM122 205V204H121ZM120 205V206H121ZM125 205V204H124ZM129 205V204H128ZM134 205H136V204H134ZM149 205V204H148ZM147 205V206H148ZM109 206V205H108ZM127 206V205H126ZM130 206V205H129ZM141 206H143V205H141ZM137 207V206H136ZM156 207V206H155ZM159 207V206H158ZM86 208V207H85ZM102 208V207H101ZM114 208H115V205H114ZM123 208H125V207H123ZM127 208V207H126ZM141 208V207H140ZM14 209V208H13ZM113 209V208H112ZM147 209V208H146ZM2 210V209H1ZM7 210V209H6ZM95 210H97L98 211V209H96L95 208ZM136 210V209H135ZM142 210V209H141ZM144 210H145V208H144ZM101 211V210H100ZM100 211H98V212H100ZM117 211V210H116ZM130 211V210H129ZM155 211V210H154ZM2 212V211H1ZM97 212V213H98ZM122 212V211H121ZM126 212H128L127 211V209H126ZM134 212V211H133ZM140 212V211H139ZM148 212V211H147ZM95 213H96V211H95ZM111 213V212H110ZM114 213V212H113ZM112 213V214H113ZM123 213V212H122ZM163 213V212H162ZM118 215L120 214V213H117ZM129 214V213H128ZM50 215V214H49ZM48 215V216H49ZM123 215V214H122ZM133 215V214H132ZM138 215V214H137ZM46 216V215H45ZM53 216V215H52ZM108 216V215H107ZM124 216V215H123ZM143 216V215H142ZM44 217V216H43ZM50 217V216H49ZM109 218H110V216H108ZM120 217V216H119ZM129 217V216H128ZM29 218V217H28ZM91 218V217H90ZM105 218H107V217H105ZM112 218V217H111ZM121 218V217H120ZM136 218V217H135ZM173 218V217H172ZM41 219V218H40ZM46 219V218H45ZM49 219V218H48ZM73 219V218H72ZM176 219H178L177 217H176ZM35 220H37V219H35ZM108 220V219H107ZM110 220V219H109ZM126 220H128V219H126ZM125 220V221H126ZM163 220V219H162ZM45 221V220H44ZM111 221V220H110ZM114 221V220H113ZM113 221H112V223H113ZM116 221V220H115ZM119 221H121V220H119ZM124 221V220H123ZM132 221V220H131ZM118 222V221H117ZM183 222V221H182ZM36 223V222H35ZM38 223V222H37ZM44 223V222H43ZM59 223V222H58ZM62 223V222H61ZM79 223V222H78ZM123 223H125V222H123ZM135 223V222H134ZM133 223V224H134ZM31 224H32V222H31ZM52 224V223H51ZM24 225V224H23ZM33 225V224H32ZM41 225V224H40ZM129 225H130V223H129ZM182 225V224H181ZM183 225H184V223H183ZM182 225V226H183ZM49 226V225H48ZM62 226V225H61ZM122 226H125V225H123L122 224ZM127 226V225H126ZM140 226V225H139ZM162 226V225H161ZM14 227V226H13ZM12 227V228H13ZM19 227V226H18ZM24 227H25V225H24ZM26 227H27V225H26ZM29 227V226H28ZM45 227V226H44ZM47 227V226H46ZM117 227V226H116ZM130 227H132L131 225H130ZM142 227V226H141ZM8 228H10V227H8ZM53 228V227H52ZM54 228H56V227H54ZM175 228V227H174ZM50 229H51V227H50ZM120 229V228H119ZM122 229V228H121ZM120 229V230H121ZM124 229V228H123ZM136 229L138 230V228H135L134 230L136 231ZM162 229V228H161ZM178 229V228H177ZM183 229V228H182ZM40 230V229H39ZM48 230H49V228H48ZM163 230H164V228H163ZM46 231V230H45ZM104 231V230H103ZM127 231V230H126ZM139 231V230H138ZM191 231H193V230H191ZM32 232V231H31ZM51 232H53V231H51ZM62 231H60V233H61ZM124 232V231H123ZM129 232V231H128ZM141 232H143V231H141ZM146 232V231H145ZM144 232V233H145ZM176 232V231H175ZM204 232H205V230H204ZM10 233V232H9ZM18 233V232H17ZM28 233H30V232H28ZM54 233V232H53ZM56 233V232H55ZM67 233V232H66ZM112 233V232H111ZM130 233V232H129ZM143 233V234H144ZM192 233V232H191ZM39 234V233H38ZM62 234V233H61ZM117 234H120V233H117ZM135 234V233H134ZM152 234V233H151ZM175 234H177V233H175ZM178 234H179V232H178ZM16 235H19V234H16ZM34 235V234H33ZM122 235V234H121ZM174 235V234H173ZM189 236V238H191L193 235H194V233H192V234H188ZM36 236V235H35ZM147 236H149V234L147 235ZM152 236V235H151ZM163 236V235H162ZM145 237V236H144ZM12 238V237H11ZM54 238V237H53ZM119 238V237H118ZM127 238V237H126ZM130 238V237H129ZM1 239V238H0ZM5 239V238H4ZM13 239H15V238H13ZM22 239V238H21ZM63 239L64 238H62L61 240L63 241ZM80 239V238H79ZM153 239H155V238H153ZM61 240H59V241H61ZM119 240V239H118ZM12 241V240H11ZM66 241V239L63 241V242H65ZM157 241V240H156ZM176 241L177 242H179L180 241V238H176ZM9 243H10V240H9ZM12 243V242H11ZM132 243V242H131ZM176 243V242H175ZM49 244V243H48ZM52 244V243H51ZM55 244V243H54ZM53 244V245H54ZM56 244H58V246L59 245H61L60 243H56ZM55 244V245H56ZM177 244V243H176ZM140 245V244H139ZM40 246V245H39ZM50 246V245H49ZM58 246H55V249L56 248H59V249H61V248H63L62 246H60V247H58ZM112 246V245H111ZM142 246V245H141ZM173 246H175L174 244H173ZM116 247V246H115ZM143 247H144V245H143ZM176 247V246H175ZM15 248V247H14ZM65 248H67L68 249V247H65ZM86 248V247H85ZM2 249H4V248H2ZM23 249V248H22ZM55 249H54V251H55ZM67 249H66V251H67ZM76 249V248H75ZM88 249V248H87ZM25 250V249H24ZM53 250V249H52ZM32 251V250H31ZM62 251H64V250H62ZM9 252V251H8ZM17 252H20V251H17ZM16 252V253H17ZM21 252H23V250H21ZM29 252V251H28ZM56 252H57V249H56ZM65 252V251H64ZM14 253V252H13ZM12 253V258H13V254ZM24 253V252H23ZM33 253V252H32ZM40 253V252H39ZM51 253V252H50ZM49 253V254H50ZM60 253H61V251H60ZM73 253H75V252H73ZM21 254V253H20ZM28 254V253H27ZM46 254V253H45ZM89 254V253H88ZM130 254V253H129ZM11 255V254H10ZM22 255V254H21ZM24 255V254H23ZM34 255H38V254H34ZM40 255H41V253H40ZM66 255V254H65ZM79 255H81V254H79ZM90 255V254H89ZM8 256V255H7ZM17 256V255H16ZM27 256V255H26ZM42 256V255H41ZM51 256V255H50ZM20 257V256H19ZM30 257V256H29ZM122 257V256H121ZM124 257V256H123ZM5 258V257H4ZM8 258H9V256H8ZM31 258V257H30ZM14 259V258H13ZM27 259V258H26ZM54 259V258H53ZM7 260V259H6ZM20 260H22V262H23V259L21 258ZM28 260V259H27ZM33 260V259H32ZM44 260V259H43ZM55 260H56V258H55ZM110 260V259H109ZM5 261V260H4ZM10 261V260H9ZM26 261V260H25ZM42 261V260H41ZM13 262H16V261H13ZM29 262H30V260H29ZM32 263V262H31ZM66 263V262H65ZM144 263V262H143ZM30 264V263H29ZM33 264V263H32ZM42 264V263H41ZM49 264V263H48Z\"/></svg>",
	"mask_w": 264,
	"mask_h": 264
},
{
	"label": "crops",
	"instance_id": "crops-1",
	"mask_svg": "<svg viewBox=\"0 0 264 264\" xmlns=\"http://www.w3.org/2000/svg\"><path fill=\"white\" fill-rule=\"evenodd\" d=\"M241 264H244V263H241Z\"/></svg>",
	"mask_w": 264,
	"mask_h": 264
}]
</instances>
